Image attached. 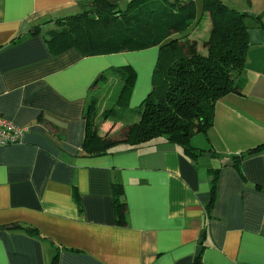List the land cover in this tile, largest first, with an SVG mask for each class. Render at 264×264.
Returning a JSON list of instances; mask_svg holds the SVG:
<instances>
[{
	"label": "crops",
	"instance_id": "0c3cea01",
	"mask_svg": "<svg viewBox=\"0 0 264 264\" xmlns=\"http://www.w3.org/2000/svg\"><path fill=\"white\" fill-rule=\"evenodd\" d=\"M233 2L248 28L242 89L216 101L190 157L161 138L84 153L88 97L117 64L112 55L126 51L53 55L45 32L80 13L78 1L0 0V115L23 129L19 142L0 146V264H51L54 255L57 264H194L202 231L199 264H264V151H247L264 144V0ZM33 26L40 32L29 36ZM187 37L204 51L206 37ZM151 55L126 109L152 89L158 50ZM126 117L110 135L138 119ZM113 183L123 190V225Z\"/></svg>",
	"mask_w": 264,
	"mask_h": 264
},
{
	"label": "trees",
	"instance_id": "16d2710c",
	"mask_svg": "<svg viewBox=\"0 0 264 264\" xmlns=\"http://www.w3.org/2000/svg\"><path fill=\"white\" fill-rule=\"evenodd\" d=\"M77 1L80 13L63 21L58 28L45 32L53 55L69 48L90 56L159 47L152 73V89L137 110L121 106L132 90L134 72L128 66L109 70L120 78L122 84L117 104L105 116L120 121L131 113L138 116L136 121L126 124L116 135L98 137L92 129L90 117L96 98L88 97L84 113V153L101 154L119 143L138 147L161 138L195 157L189 142L191 136L211 127L218 99L229 93H240L242 89V70L249 46L245 13L220 0H202L203 14L208 15L210 26L208 36L200 44L204 51H200L198 41L185 34L197 19L192 0H128L125 8L109 0ZM39 32L40 27L33 26L27 34L35 36ZM181 33L184 34L176 36ZM106 75L101 74L97 81ZM260 150L264 151V144L247 151ZM241 156L235 157L234 165ZM216 176L215 172L207 215L214 206ZM122 193L121 184L113 183L117 225L126 223L127 208L120 200ZM9 228L25 229L19 224H11ZM199 256L196 264H199ZM57 261L58 256L54 255L51 264H57Z\"/></svg>",
	"mask_w": 264,
	"mask_h": 264
},
{
	"label": "rangeland",
	"instance_id": "374dc122",
	"mask_svg": "<svg viewBox=\"0 0 264 264\" xmlns=\"http://www.w3.org/2000/svg\"><path fill=\"white\" fill-rule=\"evenodd\" d=\"M112 3H116L118 7L125 8L128 0H109ZM195 3L196 7V20L193 22L189 28L185 31V34L191 35L193 37H207L209 32V18L206 14H203L202 10V0H192ZM222 3L232 7L233 0H220ZM230 3V4H229ZM176 34V36L183 35ZM195 35V36H194ZM156 50L159 52V47H150L146 49L140 50H132L126 51L125 53H118L119 55H112L113 62L117 64H113V67H123L128 66L133 72L134 75L136 73V84H138L139 80L145 79V69L147 65L151 63V57L153 53H156ZM145 55V56H144ZM115 56V57H113ZM119 56H124V60H119ZM158 56V55H157ZM122 62V63H119ZM137 64L138 68H135L134 65ZM144 70V71H143ZM105 73V77L102 80H99L97 86L91 93V97L96 98V104L94 111L90 114L91 117V126L94 129L96 135L98 137H105L110 135L114 129L116 128L117 121L109 119L105 116L106 112L111 108L115 107L117 94L119 88L122 84L120 78L111 74L110 71L103 72ZM135 83V78H134ZM128 121L133 117L134 119L138 117L137 115L133 116L131 113L127 115ZM126 117V118H127Z\"/></svg>",
	"mask_w": 264,
	"mask_h": 264
},
{
	"label": "built area",
	"instance_id": "2783aa9c",
	"mask_svg": "<svg viewBox=\"0 0 264 264\" xmlns=\"http://www.w3.org/2000/svg\"><path fill=\"white\" fill-rule=\"evenodd\" d=\"M22 133V128L0 115V146L19 142Z\"/></svg>",
	"mask_w": 264,
	"mask_h": 264
},
{
	"label": "water",
	"instance_id": "95a60500",
	"mask_svg": "<svg viewBox=\"0 0 264 264\" xmlns=\"http://www.w3.org/2000/svg\"><path fill=\"white\" fill-rule=\"evenodd\" d=\"M203 234H204V232L202 231V232L200 233V235L203 236ZM201 242H202V238L200 239L199 245L196 247V250H195V259H194V261H193L194 264H196V262H197V257L199 256V254H200V252H201V249H202L201 246H200Z\"/></svg>",
	"mask_w": 264,
	"mask_h": 264
}]
</instances>
